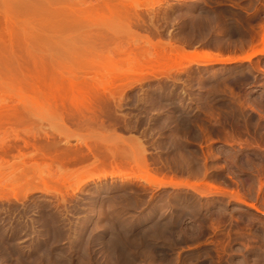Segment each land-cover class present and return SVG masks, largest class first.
I'll return each instance as SVG.
<instances>
[{
    "label": "rangeland",
    "instance_id": "obj_1",
    "mask_svg": "<svg viewBox=\"0 0 264 264\" xmlns=\"http://www.w3.org/2000/svg\"><path fill=\"white\" fill-rule=\"evenodd\" d=\"M263 47L264 0H0V264H264V54L178 56Z\"/></svg>",
    "mask_w": 264,
    "mask_h": 264
},
{
    "label": "bare ground",
    "instance_id": "obj_2",
    "mask_svg": "<svg viewBox=\"0 0 264 264\" xmlns=\"http://www.w3.org/2000/svg\"><path fill=\"white\" fill-rule=\"evenodd\" d=\"M259 54H264V47L263 48H257L252 50L251 52L245 53V54H241V55H233V56H223L221 54H217V53H212V52H207V51H179L178 52V56L181 60H186L188 62V64H200V65H208V64H230V63H234V62H241V61H251L255 56L259 55ZM203 62V63H201ZM188 67V65L185 64H181L178 65L175 68V71L177 72H181L184 71L186 68ZM104 90H106V87H103ZM7 122L11 121V119L6 120ZM8 122V123H9ZM23 155L18 156L19 159H21V161L23 160ZM141 164H137L139 166L140 169L143 168V166L148 168V164H147V160L145 159V157H143V162H141ZM145 174L143 175H138L135 178L137 179H141L143 181H145L147 184L151 185V186H155L158 188H189L191 190H194L198 193H200L201 195L204 196H208L211 194H228V192L226 190H224L221 187H217L214 185H208V189L207 190H200V186L196 183H192L189 181H180V180H174V179H170V180H165L163 178H160L156 175H154L153 173L149 172V171H145ZM101 179V178H100ZM239 200L243 201V199L239 196ZM250 207L258 210V208L256 206H254L253 204H249ZM264 214V212H263ZM140 235V234H139ZM140 239L143 238V235L139 236ZM53 239V235L50 234L49 235V239L47 241H45V243L43 245H40L37 249H35V251L31 254V256L34 255V257H38L40 255V257L43 256H51L53 257V261L50 262V264H85V255L82 257L79 256H70V257H61L60 255L62 254L61 251H56V249L53 246V241L51 240ZM75 247L78 246V244H74ZM131 247V246H130ZM130 247L129 245H127L126 243H123L122 247H117L116 249H110L111 252L116 253L115 251H118L119 253H121V255L123 257H125L126 259H128L129 262H131L134 258L131 256V252H130ZM81 248V247H80ZM83 252L86 253L87 248H81L79 249ZM112 255V254H111ZM113 259H115L114 256H112Z\"/></svg>",
    "mask_w": 264,
    "mask_h": 264
},
{
    "label": "crops",
    "instance_id": "obj_3",
    "mask_svg": "<svg viewBox=\"0 0 264 264\" xmlns=\"http://www.w3.org/2000/svg\"><path fill=\"white\" fill-rule=\"evenodd\" d=\"M212 52V51H211ZM213 53H215V52H213ZM217 54H221V55H223V56H230V54H227V53H221V52H219V53H217ZM239 55H241V54H245V52L244 53H238ZM233 55V54H232ZM231 55V56H232ZM235 55H237V54H235ZM165 177H168V179H166V180H170V179H174V180H180V181H189V182H192V183H199V181H191L190 179H175V177H174V175H170V176H168V175H166Z\"/></svg>",
    "mask_w": 264,
    "mask_h": 264
}]
</instances>
